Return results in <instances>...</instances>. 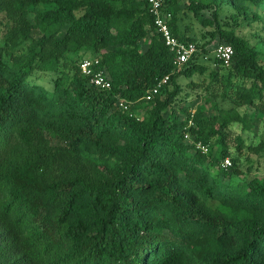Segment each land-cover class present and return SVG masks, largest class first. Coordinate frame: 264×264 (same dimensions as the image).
Wrapping results in <instances>:
<instances>
[{
	"label": "trees",
	"instance_id": "1",
	"mask_svg": "<svg viewBox=\"0 0 264 264\" xmlns=\"http://www.w3.org/2000/svg\"><path fill=\"white\" fill-rule=\"evenodd\" d=\"M175 1L166 0L163 13ZM262 2L188 0L187 9L214 27L211 37L231 46L230 66L215 59L218 67L227 74L249 70L264 89L257 52L225 30L217 13L226 4L247 19L245 3ZM172 8V35L191 42ZM209 9L211 20L200 16ZM0 13L6 20L0 44V264H264V174L248 183L220 184V174L210 169L221 163L222 176L232 171L231 163L222 167L228 156L223 144L213 155L195 143L204 146L214 133L202 134L195 121L198 130L189 131L196 138L186 142L184 124L172 114L163 117L180 93L178 78L201 75L205 67L195 62L196 53L176 71L175 55L155 31L145 0H0ZM32 29L41 37L27 53L15 55L9 44L28 39ZM53 37L60 53L110 48L100 59L110 89L90 85L76 65L70 76L56 77L51 90L29 83L35 68L56 70L58 59L47 47ZM166 76L167 84L153 95L165 99L156 101L147 120L119 109L121 100H146ZM257 95L254 88L238 99L255 105ZM16 140L26 151L45 143L54 147L21 167H8ZM60 146L69 153L90 148L93 172L52 179L63 163L55 152ZM195 228L213 244L203 256Z\"/></svg>",
	"mask_w": 264,
	"mask_h": 264
},
{
	"label": "rangeland",
	"instance_id": "2",
	"mask_svg": "<svg viewBox=\"0 0 264 264\" xmlns=\"http://www.w3.org/2000/svg\"><path fill=\"white\" fill-rule=\"evenodd\" d=\"M141 2L142 0H137ZM118 5V3H117ZM168 10L167 14L172 16V7L176 8L175 16L179 19V28L182 35L188 37L191 43H194L198 49L195 62L202 64L205 71L201 75H193L190 78H178L177 84L180 93L176 97L175 102L163 110V117L167 118L170 114L177 117L184 124L183 139L186 142H192L196 138L193 131L198 130L195 121L201 123V132L206 134L212 131L214 134L209 137L207 144L204 146L211 153L218 154L222 144L226 149L231 163L232 171H228L229 176L224 177L219 172L222 170L221 163L219 166L213 167L210 171L218 172L219 183L226 185L231 183H248L255 177L264 174V89L260 85L255 84L253 76L249 74V70L244 73L231 72L227 74V69L219 68L215 61L216 49L224 42L216 35L211 37L214 31L212 26L202 25L198 19L193 17L188 11V0H176ZM247 7L248 18L245 19L233 7L221 4L217 7V13L220 25L225 30H230L245 39L248 44L257 52V60L264 65V2L261 4L245 3ZM52 5H40V9H49ZM204 19H212V10H204L200 13ZM33 23L32 13L28 16ZM0 44L3 46L6 38L4 36V24L6 20L4 14L0 13ZM38 29H32L28 39H17L13 44V53L21 55L27 53L32 41H36L41 37ZM58 39L59 37L56 36ZM51 38L48 42V51H54L57 57V67L55 71L42 70L35 68L32 75L28 78L29 83L37 84L46 90L52 89L53 81L58 76H70V66H79L82 59L98 58L102 59L103 54L110 51L108 49L99 50L97 53L78 51L56 52L51 43L56 39ZM146 39L140 42V50L146 47ZM204 45V46H203ZM203 46V49L201 47ZM41 49V53L43 52ZM44 58L46 55H43ZM63 63L65 64L63 66ZM42 64H39L41 67ZM181 68H176L178 71ZM216 74V76H214ZM256 88L258 95L254 104H242L238 99V95L250 92ZM165 95L153 96L150 100L142 102H128L129 113L134 117L142 120L149 118V113L156 101L162 102ZM186 136V137H185ZM202 144L200 141L195 142ZM203 145V144H202ZM54 147L52 143H45L43 146H35L26 151V147L21 146L19 140H16L15 146L9 152L10 157L6 165L9 167H21L30 159L40 155V151ZM62 155V165L55 166L51 174L52 179H65L72 175H81L86 177L93 172L90 165L92 157L90 148H82L77 153H69L66 148L57 149ZM232 161L234 163L232 164ZM222 162V161H221ZM48 174V172H47ZM196 247L201 252V256L213 249V244L203 235L200 229L195 228ZM167 233V230H163ZM206 233V232H205Z\"/></svg>",
	"mask_w": 264,
	"mask_h": 264
},
{
	"label": "built area",
	"instance_id": "3",
	"mask_svg": "<svg viewBox=\"0 0 264 264\" xmlns=\"http://www.w3.org/2000/svg\"><path fill=\"white\" fill-rule=\"evenodd\" d=\"M148 6L149 13L153 17V26L155 31L162 37L164 44L169 48V50L174 53L175 60L174 65L177 67L182 66L187 63L197 52L198 49L194 43L182 42L178 38L172 35L168 21L170 16L163 13V8L165 6L166 0H145ZM215 54V59L218 61L219 65L222 67H229L231 64L233 50L228 44H221L217 47ZM79 70L82 76L88 79L90 85L101 90H108L111 87L110 79L101 67L100 59L98 58H85L79 63ZM168 77L162 78L156 86L146 94L145 99L150 100L153 95H155L158 90L167 84ZM119 109L125 112H129L128 103L126 101H119ZM129 116H132L129 113ZM186 137V136H185ZM196 148L202 151V153L207 152V148L200 143L196 144ZM230 166L229 159H224L222 163L223 168Z\"/></svg>",
	"mask_w": 264,
	"mask_h": 264
},
{
	"label": "crops",
	"instance_id": "4",
	"mask_svg": "<svg viewBox=\"0 0 264 264\" xmlns=\"http://www.w3.org/2000/svg\"><path fill=\"white\" fill-rule=\"evenodd\" d=\"M145 49H146V47H145ZM145 49H144V50H145ZM144 50H143V51H144Z\"/></svg>",
	"mask_w": 264,
	"mask_h": 264
}]
</instances>
